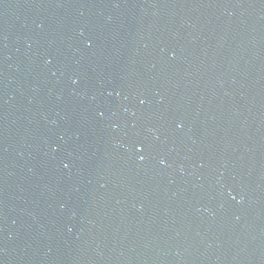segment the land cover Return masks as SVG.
Wrapping results in <instances>:
<instances>
[{"label": "water", "instance_id": "1", "mask_svg": "<svg viewBox=\"0 0 264 264\" xmlns=\"http://www.w3.org/2000/svg\"><path fill=\"white\" fill-rule=\"evenodd\" d=\"M0 264H264V0H0Z\"/></svg>", "mask_w": 264, "mask_h": 264}]
</instances>
